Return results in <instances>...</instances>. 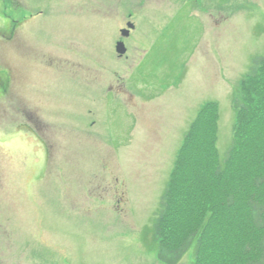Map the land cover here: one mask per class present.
Masks as SVG:
<instances>
[{
	"label": "rangeland",
	"instance_id": "rangeland-1",
	"mask_svg": "<svg viewBox=\"0 0 264 264\" xmlns=\"http://www.w3.org/2000/svg\"><path fill=\"white\" fill-rule=\"evenodd\" d=\"M258 57L264 0H0V264H167L153 225L186 139L216 101L199 144L215 133L228 159ZM251 143L259 164L264 136ZM192 261L193 248L178 264Z\"/></svg>",
	"mask_w": 264,
	"mask_h": 264
},
{
	"label": "trees",
	"instance_id": "trees-1",
	"mask_svg": "<svg viewBox=\"0 0 264 264\" xmlns=\"http://www.w3.org/2000/svg\"><path fill=\"white\" fill-rule=\"evenodd\" d=\"M242 84L244 91L234 100L238 122L228 159L222 164L215 146L216 136L212 134L219 105L208 101L200 109L185 150L181 151L184 158H178L162 195L153 232L158 257L167 264H178L191 248L192 264H264V156L258 164V151L254 157L246 154L253 139L264 136L258 133L264 122H256V112L264 107L263 57L254 59V67ZM207 122L212 130L210 142L199 144ZM245 141L248 148L244 151ZM195 144L206 147L196 154ZM236 156L238 162L243 160V167L233 174L229 163ZM202 158L203 162L208 158L210 164L202 165ZM184 177H188L185 182L191 179L192 183L187 188L190 196L184 207L192 210L187 219L177 211L182 202L174 196L178 185H185L181 181Z\"/></svg>",
	"mask_w": 264,
	"mask_h": 264
},
{
	"label": "flooded vegetation",
	"instance_id": "flooded-vegetation-1",
	"mask_svg": "<svg viewBox=\"0 0 264 264\" xmlns=\"http://www.w3.org/2000/svg\"><path fill=\"white\" fill-rule=\"evenodd\" d=\"M128 22H130L129 20L127 21V24H128ZM136 25V24H135ZM16 27H17V25H16ZM15 27V28H16ZM136 29V26L133 28V29H131L130 30V32H129V35L127 36V37H125L124 39H129L130 37H131V35H132V32L134 31ZM119 41V40H118ZM117 41V42H118ZM127 41V40H126ZM125 42V41H124ZM126 43V42H125ZM126 45V47H127V52H128V46H127V44H125ZM127 52L124 54V55H119V58L120 59H123V57L125 56L126 57V54H127ZM1 79H3L2 77H1ZM2 84V86H3V89H5V86H6V83H1ZM29 118H31V120H29V121H27V122H25V123H23V124H26V128L27 129H29V130H31V132L34 134V131H35V129L37 128V126H35V121H33L32 120V115L29 117ZM35 135V134H34ZM39 140L41 141V143L43 144V145H45V144H48V143H50V141L48 142L47 140H46V138H43V137H39Z\"/></svg>",
	"mask_w": 264,
	"mask_h": 264
},
{
	"label": "water",
	"instance_id": "water-1",
	"mask_svg": "<svg viewBox=\"0 0 264 264\" xmlns=\"http://www.w3.org/2000/svg\"><path fill=\"white\" fill-rule=\"evenodd\" d=\"M134 27H135L134 23L129 22V23H128V28L122 29V31H121L122 35H123V36H128V35H129V31H130V29H131V28H134ZM117 52H118L119 54H124V53L126 52V47H125V44H124L123 41H119V42L117 43Z\"/></svg>",
	"mask_w": 264,
	"mask_h": 264
}]
</instances>
